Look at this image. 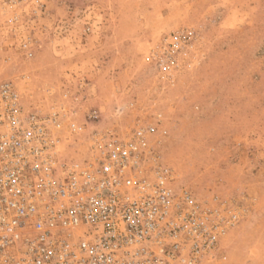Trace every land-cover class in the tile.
Segmentation results:
<instances>
[{
	"label": "rangeland",
	"instance_id": "1",
	"mask_svg": "<svg viewBox=\"0 0 264 264\" xmlns=\"http://www.w3.org/2000/svg\"><path fill=\"white\" fill-rule=\"evenodd\" d=\"M40 1L0 6V27L19 14V36L35 42L25 59L18 38L0 34V79L23 107L48 111L67 92L79 123L98 113L90 128L155 127L172 188L244 209L201 264H264V0ZM179 31L190 66L169 81L159 48Z\"/></svg>",
	"mask_w": 264,
	"mask_h": 264
},
{
	"label": "built area",
	"instance_id": "2",
	"mask_svg": "<svg viewBox=\"0 0 264 264\" xmlns=\"http://www.w3.org/2000/svg\"><path fill=\"white\" fill-rule=\"evenodd\" d=\"M40 0H0L1 7ZM19 14L0 34L17 37L33 57ZM16 27V28H15ZM189 34L162 39L157 65L167 80L190 66ZM21 81L27 82L25 75ZM25 109L14 82L0 79V264H201L242 217L239 206L206 205L175 190L152 143L153 126L124 135L89 127L67 109ZM81 148V149H80ZM217 199L214 198L213 202Z\"/></svg>",
	"mask_w": 264,
	"mask_h": 264
}]
</instances>
